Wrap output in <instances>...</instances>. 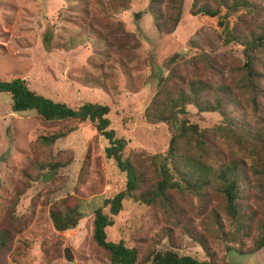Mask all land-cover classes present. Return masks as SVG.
Listing matches in <instances>:
<instances>
[{"label": "trees", "instance_id": "1", "mask_svg": "<svg viewBox=\"0 0 264 264\" xmlns=\"http://www.w3.org/2000/svg\"><path fill=\"white\" fill-rule=\"evenodd\" d=\"M85 1L90 4L95 0ZM101 1L126 7L132 2ZM184 4L185 0H149L148 9L159 32H175ZM191 13L217 18L223 42L237 43L243 50L241 56L231 51H201L178 60L160 77L145 110L149 122L174 121L187 106L221 116L220 123L206 128L179 122L162 159L125 158L127 142L111 128L108 105L85 102L76 109L32 89L24 78H0V92L11 95L13 111H33L43 124L61 126L37 138L35 145L40 151L22 170V179L0 222V264H9L14 252L22 254L29 246L26 239H18L29 221L16 215V207L30 181H47L72 164L73 154L65 149L55 152L54 145L84 122L106 136L110 142L107 157L114 158L127 174L126 188L105 202L111 214L103 206L94 211L91 247L100 257L110 264H237L220 256L214 244L220 240L237 244L243 255L264 250V0H193ZM96 22L98 32L92 44L98 55L94 56L97 67L103 64L97 61L102 56L117 57L127 64L137 59L142 43L135 32L123 22ZM86 39V35L79 38ZM91 80L98 82L96 76ZM91 165L88 150L78 186L86 183ZM127 198L152 208L164 222L159 240L149 244L148 240L136 241L132 246L108 240L107 228L114 225L113 215L123 210ZM46 203L59 231L78 225L82 213L79 197L69 195ZM176 228L202 247L206 260L175 250ZM164 238L170 247L160 249ZM44 251L50 263L64 256L61 242L44 247Z\"/></svg>", "mask_w": 264, "mask_h": 264}, {"label": "rangeland", "instance_id": "2", "mask_svg": "<svg viewBox=\"0 0 264 264\" xmlns=\"http://www.w3.org/2000/svg\"><path fill=\"white\" fill-rule=\"evenodd\" d=\"M89 3L85 0H0V78H24L32 89L76 109L85 102L108 105L111 128L127 142L125 158L162 159L168 153L169 140L179 122L195 123L202 128L220 123L218 113L199 112L194 106H187L170 122L151 123L145 117L160 77L166 76L178 60L201 51H231L242 55L241 45L223 42L217 18L193 15V0H185L177 29L172 34H163L154 24L149 0H132L127 7L101 0ZM95 21L123 22L135 32L142 43L137 59L127 64L117 57L102 56L97 60L103 63L98 68L94 63V56L98 55L92 44L98 32ZM85 35L88 39L79 40ZM95 76L98 82L91 80ZM12 102L10 94L0 92V222L22 179V170L40 151L35 145L37 138L61 127L43 124L33 111H13ZM109 144L103 133L90 122H84L54 145L55 152L65 149L73 154V162L47 181L44 178L30 181L16 207V215L29 221L18 239H26L29 246L22 254L14 252L9 264H110L91 247L94 211L103 206L111 214L106 200L124 190L127 184L126 172L114 158L107 157L105 150ZM88 150L92 160L90 174L86 183L78 186L80 168ZM69 195L80 198L82 213L76 227L59 231L46 201ZM113 218L114 225L107 228L108 240H122L128 246L135 245L136 241L156 242L164 225L152 208L128 198L123 202V210ZM174 232L176 251L207 259L202 247L181 229L176 228ZM57 242L62 243L64 256L50 263L44 247ZM214 246L220 256L237 264H264V250L243 255L234 243L220 240ZM169 247L168 238L162 239L158 246Z\"/></svg>", "mask_w": 264, "mask_h": 264}, {"label": "water", "instance_id": "3", "mask_svg": "<svg viewBox=\"0 0 264 264\" xmlns=\"http://www.w3.org/2000/svg\"><path fill=\"white\" fill-rule=\"evenodd\" d=\"M72 258H73V257L71 256V258H70L69 260H72Z\"/></svg>", "mask_w": 264, "mask_h": 264}]
</instances>
